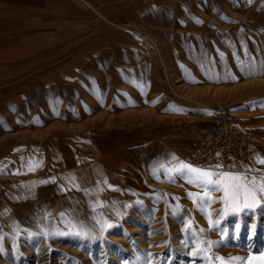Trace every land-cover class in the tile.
Returning a JSON list of instances; mask_svg holds the SVG:
<instances>
[{
  "label": "rangeland",
  "instance_id": "obj_1",
  "mask_svg": "<svg viewBox=\"0 0 264 264\" xmlns=\"http://www.w3.org/2000/svg\"><path fill=\"white\" fill-rule=\"evenodd\" d=\"M262 64L264 0H0V264H264V205L168 178L216 109L264 177Z\"/></svg>",
  "mask_w": 264,
  "mask_h": 264
},
{
  "label": "snow or ice",
  "instance_id": "obj_2",
  "mask_svg": "<svg viewBox=\"0 0 264 264\" xmlns=\"http://www.w3.org/2000/svg\"><path fill=\"white\" fill-rule=\"evenodd\" d=\"M197 22L202 23V21ZM260 71L264 72V64H262ZM256 72V69H252L249 74ZM233 79H235V77H233ZM172 159L177 160L175 156H173ZM257 162L264 164V158L258 157ZM223 167L225 166L217 164L210 166L208 169H201L180 161L176 167L168 169V178L172 179L173 174L179 175L182 178L187 177L188 183H194L202 187L204 189L202 195L200 193H189L188 195L192 197L194 201L198 199L203 204H210L217 199L211 195V193L215 191L222 193L218 199L223 202L224 208L230 209L232 212H239L242 208L253 209L264 205V177H260L259 180H257L255 177L249 178L246 172L220 171ZM212 168L216 170L213 171ZM29 170H34V166L30 165ZM61 215H63V213H61ZM108 226L111 227V225ZM212 226H214L213 221L210 219V227ZM81 228H83V225H81ZM185 229H191V222L185 225ZM201 231H203V229H201ZM78 234L86 233L80 232ZM213 243L218 242L198 240L196 248L192 251L191 255L193 257L201 256L202 253L210 249ZM201 244H206L208 247L202 248L200 246ZM213 256L216 260L220 261V264H228L229 261H241L242 264L244 260L248 259L247 257L225 258L217 256L215 253H213ZM145 264H147L146 261Z\"/></svg>",
  "mask_w": 264,
  "mask_h": 264
},
{
  "label": "built area",
  "instance_id": "obj_3",
  "mask_svg": "<svg viewBox=\"0 0 264 264\" xmlns=\"http://www.w3.org/2000/svg\"><path fill=\"white\" fill-rule=\"evenodd\" d=\"M190 160L203 169L221 164L225 167L220 170L224 171L242 164L246 160V135L237 116L228 110H214L205 127L192 139Z\"/></svg>",
  "mask_w": 264,
  "mask_h": 264
},
{
  "label": "bare ground",
  "instance_id": "obj_4",
  "mask_svg": "<svg viewBox=\"0 0 264 264\" xmlns=\"http://www.w3.org/2000/svg\"><path fill=\"white\" fill-rule=\"evenodd\" d=\"M232 114H234L235 115V113H233V112H231ZM239 119V118H238ZM239 121H240V119H239ZM240 123H241V121H240ZM245 128V127H244ZM106 153L104 152V151H100V153H99V155H97V156H103V155H105ZM246 157H247V143H246ZM102 161H105V160H107L106 158H103V159H101ZM245 162V161H244ZM243 162V163H244ZM243 163L242 164H240L239 166H237L236 168H234V169H231V170H228V171H235V169H239V167L241 166V165H243ZM215 170V169H214ZM104 178V177H103ZM102 179H100V180H98V181H101ZM97 182V181H96ZM89 185V184H88ZM90 186V185H89ZM85 188H87V186H85L84 187V189ZM97 188V187H96ZM66 188H64V190H65ZM83 189V190H84ZM61 190V189H60ZM98 190V189H97ZM59 192V191H58Z\"/></svg>",
  "mask_w": 264,
  "mask_h": 264
}]
</instances>
